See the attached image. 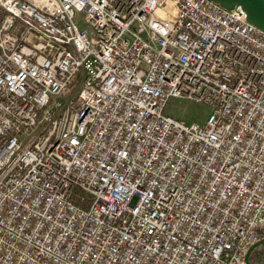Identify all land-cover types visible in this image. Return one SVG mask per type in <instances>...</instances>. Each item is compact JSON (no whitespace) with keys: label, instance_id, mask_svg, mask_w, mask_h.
<instances>
[{"label":"built area","instance_id":"built-area-1","mask_svg":"<svg viewBox=\"0 0 264 264\" xmlns=\"http://www.w3.org/2000/svg\"><path fill=\"white\" fill-rule=\"evenodd\" d=\"M262 238L264 30L242 6L0 0V264H251Z\"/></svg>","mask_w":264,"mask_h":264},{"label":"rangeland","instance_id":"rangeland-1","mask_svg":"<svg viewBox=\"0 0 264 264\" xmlns=\"http://www.w3.org/2000/svg\"><path fill=\"white\" fill-rule=\"evenodd\" d=\"M166 109L172 116L182 118L187 122H203L208 112V107L203 103L176 97L170 98Z\"/></svg>","mask_w":264,"mask_h":264},{"label":"water","instance_id":"water-1","mask_svg":"<svg viewBox=\"0 0 264 264\" xmlns=\"http://www.w3.org/2000/svg\"><path fill=\"white\" fill-rule=\"evenodd\" d=\"M227 9H233L238 6H242L243 10L247 14V19L252 24L264 30V0H215ZM264 239V238H263ZM262 239V240H263ZM253 244L246 254V260L248 261L251 249L257 245ZM249 262V261H248ZM250 263V262H249Z\"/></svg>","mask_w":264,"mask_h":264},{"label":"crops","instance_id":"crops-1","mask_svg":"<svg viewBox=\"0 0 264 264\" xmlns=\"http://www.w3.org/2000/svg\"><path fill=\"white\" fill-rule=\"evenodd\" d=\"M262 239L250 251L248 261L251 264H264V239Z\"/></svg>","mask_w":264,"mask_h":264}]
</instances>
